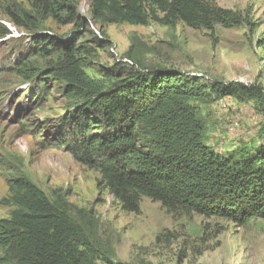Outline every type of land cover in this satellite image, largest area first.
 I'll return each mask as SVG.
<instances>
[{"label":"rangeland","instance_id":"rangeland-1","mask_svg":"<svg viewBox=\"0 0 264 264\" xmlns=\"http://www.w3.org/2000/svg\"><path fill=\"white\" fill-rule=\"evenodd\" d=\"M75 1L86 27L49 18L31 31L13 25L7 14L14 5L33 11L31 0H0V219L16 208L10 181L26 178L84 231L99 257L96 264H264L263 219L239 224L171 211L149 198L142 199L139 212L127 211L98 170L65 147H54L62 119L76 102L63 79L48 77L60 54L41 55L35 40L49 35L62 42L76 34L86 72L107 85L133 71L162 68L201 77L209 93L216 81L264 87V0H210L252 23L216 25L213 32L184 23L102 26L92 18L91 0ZM20 61L41 72L48 94L38 93L36 79L28 82L18 74ZM193 103L205 143L218 152L264 145V116L256 101L224 97Z\"/></svg>","mask_w":264,"mask_h":264},{"label":"trees","instance_id":"trees-1","mask_svg":"<svg viewBox=\"0 0 264 264\" xmlns=\"http://www.w3.org/2000/svg\"><path fill=\"white\" fill-rule=\"evenodd\" d=\"M33 11L14 5L13 25L37 31L53 18L86 27L75 0H31ZM92 18L102 26L151 22L170 27L184 23L215 31L252 25L242 13L210 0H91ZM9 30L5 29L4 35ZM41 55L60 54L50 76L63 79L75 109L62 119L54 147H65L77 161L98 170L123 208L139 212L143 198L171 211L245 224L264 220V145L221 153L205 143V128L193 100L235 97L254 100L264 116V87L214 82L173 69L133 71L109 85L92 79L76 34L62 42L36 35ZM20 61L25 81L36 79L38 93L47 83L38 69ZM47 77V78H48ZM39 96V95H38ZM264 133V130H263ZM16 207L0 219V264H96L88 236L46 194L26 178L9 183Z\"/></svg>","mask_w":264,"mask_h":264}]
</instances>
